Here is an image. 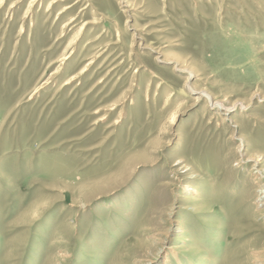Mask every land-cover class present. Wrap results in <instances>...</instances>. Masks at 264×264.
Listing matches in <instances>:
<instances>
[{"label":"rangeland","instance_id":"obj_1","mask_svg":"<svg viewBox=\"0 0 264 264\" xmlns=\"http://www.w3.org/2000/svg\"><path fill=\"white\" fill-rule=\"evenodd\" d=\"M263 172L264 0H0V264H261Z\"/></svg>","mask_w":264,"mask_h":264},{"label":"bare ground","instance_id":"obj_2","mask_svg":"<svg viewBox=\"0 0 264 264\" xmlns=\"http://www.w3.org/2000/svg\"><path fill=\"white\" fill-rule=\"evenodd\" d=\"M124 1V0H123ZM133 4V3H132ZM128 7V6H127ZM145 48H147L146 46H144ZM164 61H166V60H164ZM70 78V77H69ZM67 80H68V78H66ZM72 79H74V77H72ZM71 81V80H70ZM73 81V80H72ZM66 83V82H65ZM63 84H64V81H63ZM62 84V85H63ZM199 88H191L190 90H191V92H193V93H195L196 95H194V96H196V100L198 101V100H200L202 97H207L208 98V100H209V102H210V105L214 108V109H216L218 112L219 111H224V114H226L227 115V112H229L230 110H231V107L230 106H227L226 107V105L224 104V101H216V100H212L211 98L213 97H209L208 95L206 96V93H205V91H203V89L202 90H198ZM205 90V89H204ZM211 96V95H210ZM204 101V100H203ZM208 106H209V104H208ZM210 108V107H209ZM175 118V117H174ZM225 121V120H224ZM223 122V121H222ZM253 156V155H252ZM242 158V157H241ZM254 159V158H253ZM240 160V159H239ZM238 160V161H239ZM257 160V159H256ZM254 161V160H253ZM239 163V162H238ZM255 166V165H254ZM187 167V166H186ZM185 167V168H186ZM184 168V169H185ZM262 170V169H261ZM264 173V172H263ZM262 176V175H261ZM264 177V176H263ZM261 178V177H260ZM261 183V182H260ZM195 190V189H194ZM187 191L189 192V193H197V191L195 190V191H193V190H188L187 189ZM263 192H264V184H262V186H261V189L259 190V192H258V194L260 195L258 198H257V201H260L261 203H264V197H262V194H263ZM196 195H198V194H196ZM195 195V196H196ZM153 239H154V242L155 241H157V242H159L161 239H160V237H152ZM59 239V238H58ZM57 240V239H56ZM56 242V241H55ZM143 246H144V248H145V250L147 251H150L151 250V247L150 246H148L147 244H143ZM142 246V247H143ZM171 250H172V252L171 253H173V256L176 258V261L174 262H171V264H184L182 261H181V258H180V256H179V254L177 253V251L175 250V247H172L171 248ZM145 253V252H144ZM255 257L257 258V260H255V261H258V263H259V261L261 260V261H263V259H264V254H256L255 255ZM254 261V262H255ZM260 261V263L261 264H263V262H261ZM152 261L150 260V259H148V260H146V262H145V260H139V263L140 264H150ZM170 264V263H169Z\"/></svg>","mask_w":264,"mask_h":264}]
</instances>
